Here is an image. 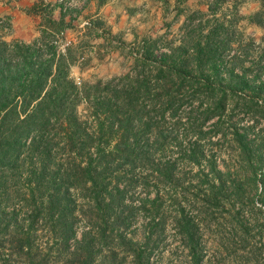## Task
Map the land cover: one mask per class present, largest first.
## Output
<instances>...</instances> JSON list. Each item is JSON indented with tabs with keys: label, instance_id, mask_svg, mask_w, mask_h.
Segmentation results:
<instances>
[{
	"label": "trees",
	"instance_id": "1",
	"mask_svg": "<svg viewBox=\"0 0 264 264\" xmlns=\"http://www.w3.org/2000/svg\"><path fill=\"white\" fill-rule=\"evenodd\" d=\"M258 1L245 17L242 2L226 8L219 0L190 13L175 34L125 44L129 70L82 87L71 76L80 56L60 46L78 15L58 4L56 20L55 6L39 1L32 10L43 24L31 43L9 42L11 21L0 17V233L10 237L1 248L15 256L31 252L32 231L45 217L59 251L94 264L95 250L112 251L111 234L136 215L161 221L162 193L152 194L150 184L175 182L178 164L162 161L172 144L182 162L205 173L214 199L236 167L220 163L222 155L252 173L264 164V141L257 146L252 124H241L264 119V47L241 27L247 21L264 29V0ZM85 26L110 35L100 19ZM192 135L198 141L184 146ZM139 188L145 194L137 202ZM77 222L84 225L80 234Z\"/></svg>",
	"mask_w": 264,
	"mask_h": 264
},
{
	"label": "rangeland",
	"instance_id": "2",
	"mask_svg": "<svg viewBox=\"0 0 264 264\" xmlns=\"http://www.w3.org/2000/svg\"><path fill=\"white\" fill-rule=\"evenodd\" d=\"M216 1L219 0H63V3L57 0L55 9H59L58 4H63L67 15H78L74 22L76 29L69 30L60 40L63 52L72 47L80 56L71 69L72 78L82 87L85 83L94 84L125 74L133 64L123 47L125 44L146 37H161L168 30L175 34L190 13L207 12V5ZM92 2L107 4L97 19L104 22V29L110 35L102 29L86 31L85 25L89 21L86 11ZM241 2V14L245 17L259 9L258 0H224L222 4L230 8ZM178 12H181L180 16H177ZM56 14L60 17V13ZM67 20L70 21V17ZM241 27L264 47L259 41L264 38V29L247 21H243ZM6 39L13 41V37L7 35ZM254 71L249 74L253 75ZM261 120L247 117L241 123L252 124L254 128L250 135L252 140L260 141L257 146L264 141V119ZM212 124L207 125V130ZM197 141L198 138L192 135L182 144L188 146ZM209 144L205 141L202 146L208 150ZM176 146L172 144L173 149L162 158L163 162L178 164L173 185L158 189L150 184L152 194L157 190L162 193L161 221L157 219V223L152 224L153 221L142 213L136 215L127 227L111 234L108 243L112 251L100 252L99 247L95 250L94 264H264V164L260 163L252 173L247 166H239L235 157L234 160L227 154L219 155L220 163L228 160L229 165L236 164V167L230 177L225 174L227 183L214 199L209 196L210 184L205 180V173L182 162ZM222 171L226 172L225 169ZM134 192L137 202L145 194L141 188ZM83 226L76 223L78 234ZM146 227H149L148 235ZM50 231L47 218L39 219L29 240L31 252L17 256L1 248L10 243V237L2 231L0 237L4 245L0 242V264H81L78 257L70 258L59 251V242ZM191 236L194 243L189 240Z\"/></svg>",
	"mask_w": 264,
	"mask_h": 264
},
{
	"label": "crops",
	"instance_id": "3",
	"mask_svg": "<svg viewBox=\"0 0 264 264\" xmlns=\"http://www.w3.org/2000/svg\"><path fill=\"white\" fill-rule=\"evenodd\" d=\"M41 0H0V17L8 18L11 21L12 29L9 37H13V41H23L25 43H31L40 36V31L42 29L43 20L40 15L34 13L32 10L34 5ZM44 1V0H43ZM53 6L56 4L57 0H46ZM101 3H90L88 10L86 11V19L95 20L100 18L101 9L106 7L107 4ZM59 9L52 11V14L56 20H59L62 15ZM60 13L58 17L57 14ZM91 14V16H90ZM41 21V24L39 21Z\"/></svg>",
	"mask_w": 264,
	"mask_h": 264
},
{
	"label": "built area",
	"instance_id": "4",
	"mask_svg": "<svg viewBox=\"0 0 264 264\" xmlns=\"http://www.w3.org/2000/svg\"><path fill=\"white\" fill-rule=\"evenodd\" d=\"M62 2H63V0H62Z\"/></svg>",
	"mask_w": 264,
	"mask_h": 264
}]
</instances>
